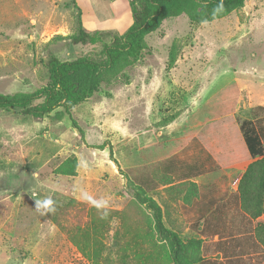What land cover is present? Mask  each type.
<instances>
[{
	"label": "rangeland",
	"instance_id": "rangeland-1",
	"mask_svg": "<svg viewBox=\"0 0 264 264\" xmlns=\"http://www.w3.org/2000/svg\"><path fill=\"white\" fill-rule=\"evenodd\" d=\"M130 3L0 0V93L46 86L52 57L102 59L104 44L132 24ZM81 24L86 43L74 39ZM257 105L264 0L203 23L186 14L164 20L136 63L105 71L99 91L69 113L0 108V264H175L135 198L143 177L166 225L202 240L193 264H264V167L257 162L240 187L257 160L240 123ZM194 136L220 167L181 180L162 162ZM72 156L76 175L62 174ZM45 199L51 211H38Z\"/></svg>",
	"mask_w": 264,
	"mask_h": 264
},
{
	"label": "trees",
	"instance_id": "trees-1",
	"mask_svg": "<svg viewBox=\"0 0 264 264\" xmlns=\"http://www.w3.org/2000/svg\"><path fill=\"white\" fill-rule=\"evenodd\" d=\"M246 0H131L132 24L111 43H105L103 58L96 59L90 55L73 60H60L52 57L49 60V83L35 91L21 94L0 93V108H19L24 113L42 118L58 107L70 109L94 96L103 82V73L118 66H130L136 63L145 48V38L148 34L158 30L163 21L186 14L192 23H203L224 17L232 11L241 8ZM88 32L82 26L77 43H86ZM175 58H172V63ZM253 119L245 118L240 123L247 150L256 162L249 164L240 182L252 177L256 163L264 167V112L263 105L252 109ZM168 173H177L181 180H189L214 171L220 167L213 154L202 142L193 137L180 151L166 158L162 162ZM77 157H69L62 166L61 173L76 175ZM151 179L143 177L136 183L135 198L150 210L155 230L163 240L172 246L170 256L175 264H193L202 260L196 256L201 239L191 238L183 240L178 231L166 225L161 204L153 196ZM212 206V202H208Z\"/></svg>",
	"mask_w": 264,
	"mask_h": 264
},
{
	"label": "clouds",
	"instance_id": "clouds-1",
	"mask_svg": "<svg viewBox=\"0 0 264 264\" xmlns=\"http://www.w3.org/2000/svg\"><path fill=\"white\" fill-rule=\"evenodd\" d=\"M52 200L51 199H45L43 201L36 200V209L39 211L41 208H45L48 211H51V205H52ZM45 214V213H42Z\"/></svg>",
	"mask_w": 264,
	"mask_h": 264
},
{
	"label": "crops",
	"instance_id": "crops-1",
	"mask_svg": "<svg viewBox=\"0 0 264 264\" xmlns=\"http://www.w3.org/2000/svg\"><path fill=\"white\" fill-rule=\"evenodd\" d=\"M239 135H240V137H243V135H242V132L240 131V133H239ZM194 137H197V136H194ZM193 138V137H192ZM198 138V137H197ZM242 142H243V145H244V148L246 149L247 147H246V144H245V142H244V138H242ZM203 145H204V143H202ZM204 147L207 149V147L204 145ZM208 150V149H207ZM209 151V150H208ZM246 151L248 152V150L246 149ZM210 152V151H209ZM249 153V152H248ZM250 155V154H249ZM248 157H250V156H248ZM216 159V158H215ZM217 160V159H216ZM235 191H236V189H235Z\"/></svg>",
	"mask_w": 264,
	"mask_h": 264
}]
</instances>
